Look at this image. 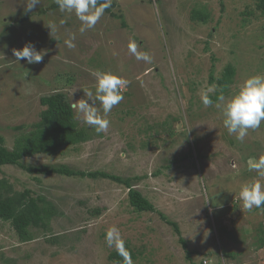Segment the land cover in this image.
Wrapping results in <instances>:
<instances>
[{
	"label": "rangeland",
	"instance_id": "1",
	"mask_svg": "<svg viewBox=\"0 0 264 264\" xmlns=\"http://www.w3.org/2000/svg\"><path fill=\"white\" fill-rule=\"evenodd\" d=\"M111 2V11L81 34L75 12H61L56 0H41L29 13L25 0H0V138L13 149L41 120V98L62 94L72 103L84 97L83 90L95 92L96 72L117 74L128 83L124 99L106 117L107 132L97 134L73 110L87 142L21 164L129 179L168 222L157 212L137 213L128 188L109 179L34 175L4 166L0 180L45 197L58 214L27 243L0 221V264H118L109 259L116 248L105 240L113 226L136 255L134 264H200L205 256L210 264H264V215L243 211L239 197L243 185L264 184L250 167L264 156V122L243 142L223 126L227 100L248 77L264 74V16L256 0ZM194 11L204 13L206 23L192 20ZM73 36L75 47L68 48L65 41ZM29 42L45 53L41 62L16 61L13 50ZM130 42L151 63L137 60ZM228 68L234 75L224 87L219 82ZM210 87L214 104L205 107L201 96ZM221 94L224 102L217 99ZM96 108L103 115L99 102ZM169 222L178 225L179 235ZM182 238L194 252L191 261Z\"/></svg>",
	"mask_w": 264,
	"mask_h": 264
},
{
	"label": "trees",
	"instance_id": "2",
	"mask_svg": "<svg viewBox=\"0 0 264 264\" xmlns=\"http://www.w3.org/2000/svg\"><path fill=\"white\" fill-rule=\"evenodd\" d=\"M105 0H99L103 4ZM59 6V5H58ZM114 6L111 2V7L105 11L110 12ZM257 10L264 16V0H256ZM192 20H198L206 23L207 18L204 13L194 11ZM234 71L228 68L224 74V78L219 82L220 85L226 86L232 81ZM212 79V78H211ZM213 100V99H212ZM42 107L45 110L41 113V120L32 126L30 133L23 134L15 141L13 149H7L4 145L3 138H0V168L4 166H20L29 174L36 175H62L66 177H81L88 179H109L113 182L125 185L129 190L130 206L137 213H155L168 222L167 217L156 209V206L151 203L140 191L133 189L131 180H124L118 175H109L102 171L96 172H81L64 167L52 169H39L37 167H24L21 162L24 158L33 157L39 154H57L62 148L76 146L87 142V133L84 130H78L75 123V113L70 107V102L62 94H53L48 97H43L40 100ZM19 130L24 129L19 127ZM264 215V208L257 209ZM98 214L100 210L96 211ZM58 214V209L54 204L49 202L45 197L35 198L29 190L18 192L6 181L0 180V221L10 223L16 235L22 242H31L34 240V230H48L51 227V221ZM170 223V222H169ZM176 233L180 234L178 225L170 223ZM259 236L264 242V229L259 228ZM59 236L52 238L50 243H56ZM181 243L185 250L188 249L186 241L182 238ZM264 243H261L263 246ZM126 248L131 252L132 259L135 258L130 248ZM193 251L187 250V259L192 260ZM143 254H139L142 256ZM236 255L227 253L226 257L234 259ZM110 261H115L118 264H123V258L117 250L109 255ZM210 264L212 260L205 256L200 264L204 262Z\"/></svg>",
	"mask_w": 264,
	"mask_h": 264
},
{
	"label": "clouds",
	"instance_id": "3",
	"mask_svg": "<svg viewBox=\"0 0 264 264\" xmlns=\"http://www.w3.org/2000/svg\"><path fill=\"white\" fill-rule=\"evenodd\" d=\"M41 0H25V13L32 12L40 5ZM61 12H75L76 17L81 21L79 31L81 34L95 27L97 22L103 16L105 10L111 7V0H105L103 4L99 0H56ZM51 34L55 31L53 25ZM71 39L65 41L68 48H74L75 44ZM129 52L139 61L151 63L152 57L144 51H139L135 42L129 43ZM13 54L16 61L26 60L28 64H35L42 61L45 53L38 51L34 44L27 43L23 49H14ZM95 92L83 90L84 97L78 101H73L70 107L75 111L77 118L84 124L94 128L97 134L107 132L110 126V120L107 119L112 109L120 104L124 99L122 89L127 85V81L117 74L111 72H96ZM213 92L210 87L207 92L201 96V101L205 107L213 106L214 101L208 93ZM218 101L224 102L223 94L218 96ZM102 106L103 115L98 114L96 104ZM223 126L227 129L229 135L243 142L250 129L254 130L264 122V74H256L248 77L239 90L233 94L224 104ZM251 169L259 175L264 176V156L250 163ZM239 197L242 201L241 209L252 211L264 208V184L259 181L251 184H245L239 191ZM108 247H115L119 255L123 258V264H134L131 252L125 247L120 230L113 226L109 228L105 235Z\"/></svg>",
	"mask_w": 264,
	"mask_h": 264
},
{
	"label": "built area",
	"instance_id": "4",
	"mask_svg": "<svg viewBox=\"0 0 264 264\" xmlns=\"http://www.w3.org/2000/svg\"><path fill=\"white\" fill-rule=\"evenodd\" d=\"M204 264H209V263H207V262L205 261Z\"/></svg>",
	"mask_w": 264,
	"mask_h": 264
}]
</instances>
